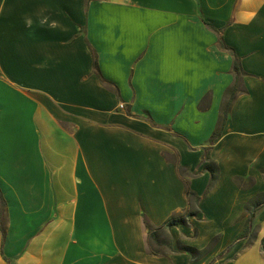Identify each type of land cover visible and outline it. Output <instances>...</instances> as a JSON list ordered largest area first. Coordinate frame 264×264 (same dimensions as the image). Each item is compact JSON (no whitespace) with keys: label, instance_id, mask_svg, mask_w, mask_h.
Listing matches in <instances>:
<instances>
[{"label":"crops","instance_id":"1","mask_svg":"<svg viewBox=\"0 0 264 264\" xmlns=\"http://www.w3.org/2000/svg\"><path fill=\"white\" fill-rule=\"evenodd\" d=\"M0 191V264H264V0H0Z\"/></svg>","mask_w":264,"mask_h":264},{"label":"trees","instance_id":"2","mask_svg":"<svg viewBox=\"0 0 264 264\" xmlns=\"http://www.w3.org/2000/svg\"><path fill=\"white\" fill-rule=\"evenodd\" d=\"M205 23L207 25H209L210 27H213V24L204 20ZM221 46L223 48H227V46L225 45V43L221 40ZM91 52H92V56H93V69L94 71L99 75L101 81L105 84L108 85H113V83H111L110 81H108L107 79H105L102 75L101 72L99 70L98 67V57H97V52L96 50L91 46ZM235 59H234V72H235V84L231 87V89L228 91L229 93V100L225 102L224 107H223V115L221 116V127L214 132V134L211 137L210 140V144H209V148L213 146L215 139L221 135L222 133V127L224 126L227 116L229 114L230 111V107L231 104L234 100V98L236 97L237 93L241 90L240 89V79L242 77V75L244 74L243 69L241 67V63H240V59L238 58V56L234 53V51L232 50ZM205 161H207V163L205 164V169H207L208 171H210L212 178H211V184L210 187L212 185L215 184L216 180L218 179V166L215 163V161L212 160V158L210 157L209 153L206 154L205 156ZM242 178L241 177H236V181L237 182H241ZM251 182L253 181V178H250ZM187 196L189 198L192 197H196V201H198L200 199V197H198L190 188L187 189ZM264 206V193L256 196L254 199L251 200L250 205L248 206V209L251 212V217L249 219V221L247 222V225L245 227V229L243 230V232L239 235V238H243V237H247L248 235H252L251 237H253L256 234V231L258 229V224L256 223V212L261 209ZM5 210H6V201L0 191V219H1V228L3 229L4 232V224H5ZM196 215V211H190L188 210L184 215H176V216H172L170 217L165 225L167 227H173L176 225H179L181 223H188L189 222V218ZM151 235H153V232H151ZM232 247V245L229 247V249ZM186 250H188L192 257H196L197 254H203L207 251V249L199 251L194 247L191 246H187L185 247ZM263 252H264V238H263ZM225 255L224 252H221L218 257H223Z\"/></svg>","mask_w":264,"mask_h":264},{"label":"rangeland","instance_id":"3","mask_svg":"<svg viewBox=\"0 0 264 264\" xmlns=\"http://www.w3.org/2000/svg\"><path fill=\"white\" fill-rule=\"evenodd\" d=\"M170 240V235L169 233L165 232H158V239L156 237H151V245L154 249L156 250H168L167 248V242Z\"/></svg>","mask_w":264,"mask_h":264},{"label":"built area","instance_id":"4","mask_svg":"<svg viewBox=\"0 0 264 264\" xmlns=\"http://www.w3.org/2000/svg\"><path fill=\"white\" fill-rule=\"evenodd\" d=\"M118 107H119V109H124L125 108V103L120 102Z\"/></svg>","mask_w":264,"mask_h":264}]
</instances>
